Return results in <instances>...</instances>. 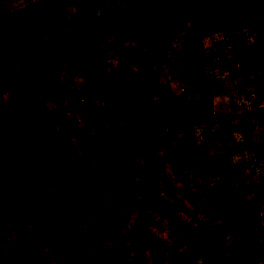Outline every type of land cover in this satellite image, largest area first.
Listing matches in <instances>:
<instances>
[{"label": "rangeland", "instance_id": "obj_1", "mask_svg": "<svg viewBox=\"0 0 264 264\" xmlns=\"http://www.w3.org/2000/svg\"><path fill=\"white\" fill-rule=\"evenodd\" d=\"M137 1L0 0V264H264V0Z\"/></svg>", "mask_w": 264, "mask_h": 264}, {"label": "trees", "instance_id": "obj_2", "mask_svg": "<svg viewBox=\"0 0 264 264\" xmlns=\"http://www.w3.org/2000/svg\"><path fill=\"white\" fill-rule=\"evenodd\" d=\"M151 1H156V0H138L137 2H134L132 4L131 8L124 9V10H119V11H116L114 13L108 11L105 8L106 6L102 5V6H100L99 8L96 9V14L100 15L102 13H105V11H108L109 14H111V16H112L111 17L112 21H109V22H111V23L114 22L115 27H117L120 23H124L125 22L126 25H128L130 27V29L139 28L140 25L136 23V19H135L136 15H134V14H135V12H137L139 7L143 6L144 3L151 2ZM189 1H191V0H189ZM171 2L180 4L181 0L180 1L179 0H173V1L167 0V1H165V5L164 6H168ZM197 5H199V4L197 3ZM159 6H160L159 3L156 4L155 10L156 9L158 10L159 8H160V10H162L161 7H163V6H160V7ZM38 203H41V201H39Z\"/></svg>", "mask_w": 264, "mask_h": 264}]
</instances>
